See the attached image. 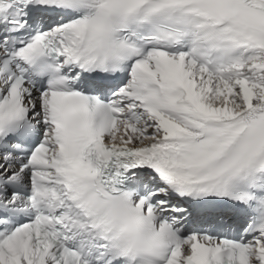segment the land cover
I'll use <instances>...</instances> for the list:
<instances>
[{"label": "snow or ice", "instance_id": "snow-or-ice-1", "mask_svg": "<svg viewBox=\"0 0 264 264\" xmlns=\"http://www.w3.org/2000/svg\"><path fill=\"white\" fill-rule=\"evenodd\" d=\"M0 264H264V0H0Z\"/></svg>", "mask_w": 264, "mask_h": 264}]
</instances>
